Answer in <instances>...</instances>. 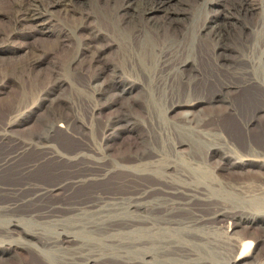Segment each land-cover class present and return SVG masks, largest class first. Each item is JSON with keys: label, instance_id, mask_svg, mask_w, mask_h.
Masks as SVG:
<instances>
[{"label": "bare ground", "instance_id": "1", "mask_svg": "<svg viewBox=\"0 0 264 264\" xmlns=\"http://www.w3.org/2000/svg\"><path fill=\"white\" fill-rule=\"evenodd\" d=\"M197 1L12 0L11 12H0L17 32L63 8L76 29L89 32L74 60L89 57L90 79L103 90L132 91L121 78L126 69L141 81L147 111L201 104L215 111L187 113L163 132L150 112L149 151L134 152L133 143L111 154L100 139L112 124L101 132L60 99L48 110L45 133L10 132L32 100L24 95L0 121V264H264V13L258 20L256 0H211L203 18L184 22L185 10L171 6ZM100 30L120 39L123 71L107 60L110 42ZM42 62L35 54L30 66ZM53 78L27 79L36 88ZM246 91L240 105L234 96ZM116 119L124 130L138 124L128 113ZM61 131L79 144L62 145ZM163 133L172 140L167 149ZM245 164L260 170L235 172ZM47 165L55 178L36 177ZM112 181L119 188H98ZM86 187L95 189L76 194Z\"/></svg>", "mask_w": 264, "mask_h": 264}, {"label": "rangeland", "instance_id": "2", "mask_svg": "<svg viewBox=\"0 0 264 264\" xmlns=\"http://www.w3.org/2000/svg\"><path fill=\"white\" fill-rule=\"evenodd\" d=\"M207 1L210 2L211 0H198L196 3L192 4H178L173 2L171 6L173 8H183L185 12L180 13V17H182L184 22H191L194 18L197 20V18L201 19L204 17L205 3H207ZM11 2L12 0H0V12H11ZM256 2L258 8L262 7L257 16L258 20H260L264 13V0H256ZM163 14L164 9L155 11V16L157 17H160ZM90 21L93 25H96L98 22L97 19L92 17L90 18ZM26 26L27 29L25 31L12 32L8 27L6 17L0 16V30L3 31V33L0 34V121L5 119L8 113L19 104L24 95L32 96V100L27 103V107L21 117L22 123L9 127L10 132H14L17 136L23 134L27 136L29 133H38L39 131L45 133L47 128L46 122L48 119V110L52 105V102L59 99L73 106L75 112H80V116H82V119L84 118L85 124L94 125V127L101 132L104 124H112V129H108L104 136L101 135L100 139L102 145L108 147V149L110 148V152H112L111 154H117V152L124 153L133 143L136 144L137 148H134V152H141L147 149V151H149L150 147L147 146V141L144 136L148 134L146 121L150 112H153L152 115L154 118L156 117V121L159 120L158 122H160V125L164 128L162 129V132L167 126L171 127V124L168 125V123L183 118L187 113H189L190 117H196L204 116V113L205 116H210V112H215L214 110L211 111L208 104H201L200 106L197 105L195 107L185 105L174 107L171 110H169L170 107L166 108L162 105H153L150 108L151 111H147V97L141 88V81L138 79L134 80V77L129 75L127 73L129 71L126 69L123 71V58L126 62L127 59L126 56H123V47L120 44V39L115 37L114 40L107 34L106 30H100L101 33L99 34V36H107V39L110 42V48L105 56L114 68L123 71L121 78L125 80L126 86L133 87V90L130 92L122 91L121 89L103 90L102 82H94L90 79L92 71L87 69V61L89 60V57H85L84 59L81 57V60L78 62L74 60V57L79 50L78 40L88 37L89 32L83 31L82 27L76 29L74 27L73 19L66 14L63 8L45 12L43 14V20L37 22L34 28H28L29 24L24 23L23 27ZM261 32L264 33V29ZM35 54L42 55L43 62L31 67V59ZM52 73L54 74L53 80L47 82L45 85L36 88L29 86L30 81L27 78L33 77L34 75H37L40 78H45L48 74ZM23 88L28 89L27 94L21 92ZM31 88L33 90H31ZM201 88L202 86L199 85L196 90H201ZM237 94H239V96ZM237 94L238 98L235 97L236 95L234 98L239 104L241 103L240 105H243L247 99V91L239 92ZM49 97L53 98L52 101H50ZM244 98L246 99L244 100ZM242 100H244L243 103L241 102ZM195 103L196 102H192L191 104L193 105ZM154 106L156 108H154ZM205 108H209L210 111ZM203 110H205L204 113H202ZM127 113L132 114L133 117L138 120L136 128L132 131L124 130L127 126L124 124L126 122L116 119L119 115L121 116ZM158 114L159 117L161 116L160 118L158 117ZM164 116L169 117L167 121ZM217 116H219L217 119L220 118L219 120L222 121L223 124L231 126L230 123L232 122L227 116L224 117L221 113ZM263 118L261 119V121H263L260 124L262 127H264ZM59 123L60 122H57L56 125ZM38 124H41V126L39 129H36ZM162 124H164L165 127ZM170 127L169 129L171 130ZM175 131L176 130H174V132ZM165 133H163V135ZM177 134L179 135L178 132ZM165 135L163 136V142L165 141L164 145L167 149L171 146L172 140ZM55 138L62 145L67 147H75L79 144L75 138L70 137L68 134H64L62 131L57 133ZM129 141L130 143H128ZM138 148L141 150H138ZM180 149L182 152H185L189 147L188 145H182ZM147 151H145V153ZM52 168L51 165H47L34 174L36 177L52 180L55 178ZM254 170L258 172L260 169L257 165L245 164L236 169L235 172L245 174L247 171L254 172ZM12 173L7 176L15 177V173ZM114 182L115 181L109 182L107 185L103 184V186L100 185L98 188L103 187L101 189L106 190L112 188L115 189L119 185ZM86 189L87 187L81 188L75 193L77 195H82L88 190L95 189V187H88V189ZM225 224L226 226H229V224L232 225V220L226 221ZM262 248H264V244L262 245ZM14 256L13 253L7 255V257L10 258H13ZM8 264H11V262Z\"/></svg>", "mask_w": 264, "mask_h": 264}]
</instances>
